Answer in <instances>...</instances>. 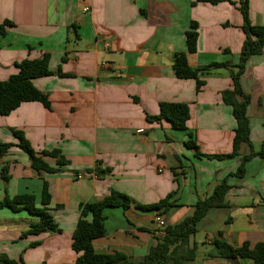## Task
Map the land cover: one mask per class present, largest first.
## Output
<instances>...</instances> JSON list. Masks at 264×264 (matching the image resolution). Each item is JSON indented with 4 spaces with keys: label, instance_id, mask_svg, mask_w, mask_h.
<instances>
[{
    "label": "crops",
    "instance_id": "obj_1",
    "mask_svg": "<svg viewBox=\"0 0 264 264\" xmlns=\"http://www.w3.org/2000/svg\"><path fill=\"white\" fill-rule=\"evenodd\" d=\"M194 1L0 0V81L16 74L23 60L45 54L52 71L32 80L48 96L49 108L27 102L0 115V141L16 145L14 131H20L37 154L57 150L69 161L51 174L33 169L17 146L0 155V200L33 194L42 207L47 183L48 208L61 230L23 237L38 217L1 208L0 264H8L5 259L77 264L71 243L80 205L101 200L111 190L126 194L133 204L104 211L106 234L94 241V250L142 261L160 237L158 217L166 227L191 218L197 202L224 181L229 189L223 207L210 208L191 239L190 247L197 246L194 264H253L250 258L205 255L216 239L234 247L264 243V48L248 59L241 77L250 97V142L242 144L238 156L222 158L233 151L236 128L222 92L232 88L245 40L241 0ZM248 3L251 23L264 26V0ZM192 22L198 39L196 52L189 53L186 32ZM182 52L193 69L228 66L200 74L198 88L196 80L175 76L173 64ZM161 103L189 106L186 130L174 129L167 120H149L159 115ZM192 137L196 147L186 145ZM252 154L238 175L242 157ZM45 160L57 166V158ZM164 199L172 206L166 212L137 207Z\"/></svg>",
    "mask_w": 264,
    "mask_h": 264
},
{
    "label": "trees",
    "instance_id": "obj_2",
    "mask_svg": "<svg viewBox=\"0 0 264 264\" xmlns=\"http://www.w3.org/2000/svg\"><path fill=\"white\" fill-rule=\"evenodd\" d=\"M230 0H195L194 5L198 3H209L217 5ZM240 11L243 15L242 29L245 33V40L242 46L240 62L236 66L237 71L232 72V88L222 92L224 103L231 106L234 119L236 121L235 136L233 139V151L228 156L222 158H232L239 155L242 144L250 142V124L247 114V108L250 103V97L244 93L241 86V77L244 72L248 59L254 55L262 53L264 48V26H255L249 18L248 0H241ZM197 24L191 23L190 30L186 32L187 51L196 52L198 33ZM2 32L4 28H1ZM50 56L43 55L38 59H25L17 64V73L10 76L6 81H0V115L7 116L14 110L27 102H40L46 108H49L48 96L38 90L32 83L33 79L52 75L49 69ZM227 63L213 64L212 66L193 69L188 65L186 52L176 55L173 70L175 76L179 79H194L197 81L198 88L202 85L199 75L209 71L211 67H226ZM190 118L189 106L184 103H161L160 113L157 116L149 117L152 121L167 120L174 129L186 130V123ZM14 136L18 143H5L0 141V155H5L13 146L19 147L24 151L30 160L31 166L36 171H45L47 173H58L62 167L69 164V161L60 154L59 151L43 152L37 154L28 140L20 131H14ZM186 145L196 147L194 137L186 142ZM57 158V166H50L45 157ZM255 155L242 157L241 165L237 174H243L246 162ZM263 156V154H260ZM5 180L9 178L6 168L1 170ZM229 189L226 181L222 182L214 189L213 193L196 204L194 215L175 226H167L164 234L156 237L154 246L142 261L134 262L132 259L122 253L114 255L97 254L94 250V241L105 236L106 217L104 211L107 208L127 209L132 204V199L124 193L111 190L105 198L80 205V218L72 236L71 247L79 256L77 264H194L197 259V246L190 247V242L196 234L198 223L204 219L210 208L223 207L225 195ZM51 195L48 184L45 183L42 191L41 205L38 207L37 200L33 194H21L13 198L6 197L0 200V209L4 207L13 210L24 209L30 214L38 217V222L31 226V229L22 234L23 237L29 235H39L45 231L61 232L50 213ZM143 211H153L163 209L166 212L171 206L168 199L161 200L151 205H137ZM142 231H148L147 228H140ZM208 259L217 258H250L253 264H264V243L251 245L245 242L239 247H234L224 240L216 239L211 244V249L205 255ZM8 264L15 262L5 259Z\"/></svg>",
    "mask_w": 264,
    "mask_h": 264
},
{
    "label": "built area",
    "instance_id": "obj_3",
    "mask_svg": "<svg viewBox=\"0 0 264 264\" xmlns=\"http://www.w3.org/2000/svg\"><path fill=\"white\" fill-rule=\"evenodd\" d=\"M85 12L89 11L88 7H85L84 9ZM142 131H139L138 133H141ZM82 176H79V178H81ZM156 226H157V233L159 236H162L164 234V230L166 228V224L165 221L162 217H158L156 219Z\"/></svg>",
    "mask_w": 264,
    "mask_h": 264
},
{
    "label": "rangeland",
    "instance_id": "obj_4",
    "mask_svg": "<svg viewBox=\"0 0 264 264\" xmlns=\"http://www.w3.org/2000/svg\"><path fill=\"white\" fill-rule=\"evenodd\" d=\"M200 251H204V249L203 250L201 249ZM200 254H201V252L198 253V255H200Z\"/></svg>",
    "mask_w": 264,
    "mask_h": 264
}]
</instances>
